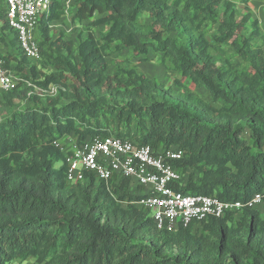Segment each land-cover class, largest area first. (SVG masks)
<instances>
[{"label":"trees","instance_id":"16d2710c","mask_svg":"<svg viewBox=\"0 0 264 264\" xmlns=\"http://www.w3.org/2000/svg\"><path fill=\"white\" fill-rule=\"evenodd\" d=\"M69 1L52 0L38 27L41 57L55 71L28 67L16 37L19 56L0 54L24 80L58 88L46 103L23 84L1 91L0 264H264V199L222 218L158 229L136 204L144 187L89 173L71 184L53 145L72 135L81 143L128 139L155 153L178 149L176 190L232 202L264 194V38L252 0H77L71 21L87 33L77 46L50 37ZM227 45L233 53L217 65ZM117 50L157 55L177 92L136 65L111 73Z\"/></svg>","mask_w":264,"mask_h":264},{"label":"built area","instance_id":"2783aa9c","mask_svg":"<svg viewBox=\"0 0 264 264\" xmlns=\"http://www.w3.org/2000/svg\"><path fill=\"white\" fill-rule=\"evenodd\" d=\"M2 5L6 7L9 27L16 33L22 53L31 62L39 61L41 54L36 35L41 17L52 11V0H0V7ZM20 84L30 89L29 97L34 94L55 96L58 92L54 85L44 90L24 80L7 69L0 59V91H13ZM53 145L64 152L59 140H54ZM182 156L183 152L178 149L155 153L150 146H139L128 139L94 138L74 146L72 152L65 155L67 180L71 184L83 182L88 173L107 184L115 175L135 180L146 191V197L138 205L150 212L158 229L186 228L195 222L222 218L229 212L254 208L263 202L264 194H256L246 202H232L176 190L181 175L172 162Z\"/></svg>","mask_w":264,"mask_h":264},{"label":"rangeland","instance_id":"374dc122","mask_svg":"<svg viewBox=\"0 0 264 264\" xmlns=\"http://www.w3.org/2000/svg\"><path fill=\"white\" fill-rule=\"evenodd\" d=\"M69 7H67V14H65L60 20L55 21L51 23L50 28V37L51 41H55L59 36L63 38V41H71L77 46L79 43V40L82 38L87 37V33L83 29V25H76L71 21V17L73 13L75 12V4L77 3V0H70ZM250 9L253 12V19L254 21H257L260 29L261 36L264 38V0H252L249 4ZM149 20H147L148 22ZM6 22V18H2L0 20V25L2 26ZM208 27H211V24L208 23ZM102 29V28H100ZM82 36V37H81ZM260 39V38H258ZM37 40L41 44L42 43V37L39 35V32L37 33ZM42 45V44H41ZM14 48H16V45H13ZM44 50L47 49L45 46L43 48ZM14 55L19 56V49H14ZM232 49L229 45L225 46L222 51L215 54L214 61L215 63L221 64L227 54H232ZM22 53L20 52V55ZM12 55V54H9ZM13 56V55H12ZM21 59V58H20ZM46 58L41 57L39 61H36L34 63H30L25 61L24 63L27 64L28 67L35 66L36 70H44L47 73L55 71V67L53 64L48 63ZM3 62H5L4 59H2ZM109 65H110V71L111 73H114L118 67H128L129 65H136L145 75H147L150 78H153L160 82L161 84H164L165 86L171 87L175 92H177L178 88L173 82V77L166 71L164 67H162L159 64V58H157V55H153L151 52V57L147 58H139L132 54L129 50L124 51H114L108 58ZM24 64V65H25ZM2 96V92L0 91V98ZM43 102L46 103L45 98H43ZM61 146L64 149V155L67 153H71L74 146L80 145L81 142L78 141V139L75 136L72 135H66L62 139H59ZM135 185V183H134ZM136 186V185H135ZM136 187H133L134 190ZM142 191L145 195L144 189L138 190ZM138 204V203H136ZM262 211V216L264 217V206L262 205L259 207ZM21 264H38L34 260H29L26 262H22Z\"/></svg>","mask_w":264,"mask_h":264},{"label":"crops","instance_id":"0c3cea01","mask_svg":"<svg viewBox=\"0 0 264 264\" xmlns=\"http://www.w3.org/2000/svg\"><path fill=\"white\" fill-rule=\"evenodd\" d=\"M4 13L5 16H0V20L2 18H6V22H7V17H6V8L4 7ZM5 22V23H6ZM5 23L1 26L0 25V54L1 55H6V54H12L13 56H15L14 54V49L17 48V45L15 44V33L10 29H4V25ZM16 45V48L13 47V45Z\"/></svg>","mask_w":264,"mask_h":264},{"label":"clouds","instance_id":"9594fccd","mask_svg":"<svg viewBox=\"0 0 264 264\" xmlns=\"http://www.w3.org/2000/svg\"><path fill=\"white\" fill-rule=\"evenodd\" d=\"M7 23H8V21H7ZM9 25V24H8ZM10 28V27H9ZM13 31V30H12ZM14 32V31H13ZM15 33V32H14ZM37 33H38V31H37ZM15 37H16V33H15ZM36 38H37V35H36ZM16 39V38H15ZM22 51V50H21ZM2 60V59H1Z\"/></svg>","mask_w":264,"mask_h":264}]
</instances>
